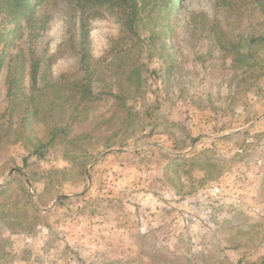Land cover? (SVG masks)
I'll return each instance as SVG.
<instances>
[{"label":"rangeland","instance_id":"374dc122","mask_svg":"<svg viewBox=\"0 0 264 264\" xmlns=\"http://www.w3.org/2000/svg\"><path fill=\"white\" fill-rule=\"evenodd\" d=\"M175 1L0 14V264H264V0Z\"/></svg>","mask_w":264,"mask_h":264},{"label":"trees","instance_id":"16d2710c","mask_svg":"<svg viewBox=\"0 0 264 264\" xmlns=\"http://www.w3.org/2000/svg\"><path fill=\"white\" fill-rule=\"evenodd\" d=\"M38 2L39 0H0V14L3 19L4 32H10V30L16 29L21 19L25 17L31 18L34 13V4ZM175 5L174 0H168L165 7L169 11ZM75 6L79 8L82 20L93 9L94 18L114 14L120 24L121 31L125 35H129L131 38L135 37L136 41L140 42L146 48H149L154 42L157 26V4L155 0H75ZM7 28L10 29L7 31ZM36 65L34 62L31 70L33 79L36 77ZM41 92V88H34L31 99L38 101ZM31 108L35 109L34 111H30V113L38 112L34 105Z\"/></svg>","mask_w":264,"mask_h":264}]
</instances>
